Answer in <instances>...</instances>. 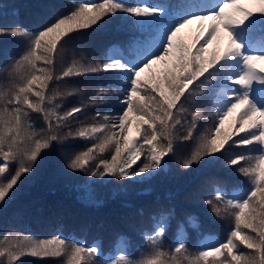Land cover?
Masks as SVG:
<instances>
[{
  "label": "snow or ice",
  "instance_id": "1",
  "mask_svg": "<svg viewBox=\"0 0 264 264\" xmlns=\"http://www.w3.org/2000/svg\"><path fill=\"white\" fill-rule=\"evenodd\" d=\"M182 3L177 8L148 0L79 3L34 32L19 25L9 30L0 28V35L8 32L30 41L28 49L12 64V86L0 92V208L14 198L22 176L34 172L43 151L68 137L98 141L67 163L71 170L87 171L90 162L98 160L91 177L140 181L168 171L165 157L176 152L173 130L181 123L185 103L190 98L200 103L210 98L215 107L211 115L217 122L197 139L182 167L199 164L206 156L208 163H216L217 154L241 150L227 164L239 166L249 186L233 192L214 187L213 198L204 200L217 217H232L234 226L227 238L202 244L197 253H189L181 233L170 245L171 251H161L169 238L168 220L162 216L148 234L149 255L134 261L121 252L105 264H264V0ZM112 18L119 19L121 29L140 33L139 38L133 35L131 39L130 56L113 48L103 61L73 63L55 74V62L65 43L74 35H82L83 30L108 25ZM192 24L197 30L187 42L180 34ZM37 61L45 67H38ZM156 65L165 66L159 74L153 71ZM98 73L118 78L120 95L115 114L96 112L97 123L58 135L61 125L76 119L83 108L72 107L61 115L60 104H53L61 93L45 95L49 82ZM145 73L149 75L145 77ZM198 89L204 96L194 95ZM106 95L103 88L96 93L101 103ZM29 109L43 115L47 129L37 132L27 123ZM133 118L136 135L130 137ZM198 119L206 120L207 116L203 111H193L191 127L182 140L192 138ZM226 121H230L227 128ZM109 149L110 159L99 155ZM11 162L16 163L14 171ZM237 241L250 251H241ZM25 255L67 257L65 264H89L93 257L102 256V249L60 235L51 239L25 235L12 240L5 236L0 241V264H13Z\"/></svg>",
  "mask_w": 264,
  "mask_h": 264
},
{
  "label": "trees",
  "instance_id": "2",
  "mask_svg": "<svg viewBox=\"0 0 264 264\" xmlns=\"http://www.w3.org/2000/svg\"><path fill=\"white\" fill-rule=\"evenodd\" d=\"M89 2L101 3L102 0H0V28L9 30L19 25L34 32L52 17L66 13L79 3ZM124 2L135 3L136 0ZM148 2H162L173 8L183 6L182 0ZM119 24L118 18H112L106 26L86 29L82 35H74L57 56L55 74L59 75L73 63L103 61L113 48H119L124 55L130 56L133 51L131 39L133 35L139 38L140 33L121 29ZM196 30L197 25L192 24L180 35L190 42ZM29 43L27 37H14L8 32L0 35V92H7L12 86V64L28 49ZM37 65L45 67L39 61ZM164 67L156 65L153 71L159 74ZM37 75L41 73L37 72ZM143 75L146 77L149 74ZM118 84V78L107 73L50 81L49 87L44 90L45 95L61 93L53 101V104H60L58 111L61 115L72 107L83 108L81 113L76 114V119L61 125L58 135L66 136L69 131L75 133L81 127L97 123L99 118H95L96 112L115 114L120 95ZM101 88L107 91L104 103L99 102L96 96ZM69 92L70 95L67 94ZM194 95L201 97L204 93L198 89ZM30 98L37 99L34 96ZM94 100L97 102L93 103ZM0 107H3L2 102ZM184 107L186 111L179 116L181 123L173 130L176 152L165 157L169 170L152 179L136 181L114 176L103 179L91 177L90 172L98 160L91 161L87 171L71 170L67 168L69 159L87 151L98 141L68 137L54 142L51 149L43 151V158L34 172L22 176L14 198L0 208V241L5 236L12 240L25 235L33 239H51L60 235L88 245H99L102 256L93 257L89 264H105V261L114 259L121 252L128 253L134 261H140L151 253L147 237L162 216L168 220L166 227L169 238L164 241L161 251H171L170 245L181 233L186 238L189 253H197L198 246L202 244L225 240L234 226L232 217H217L204 200L213 198L214 187L233 192L249 186L248 178L238 171L239 166L227 164L241 150L233 148L223 156L217 154L219 159L216 163H208L209 157L206 156L201 163L183 168L182 164L190 158L197 139L217 122L211 115L215 107L210 98L204 103L193 102L190 98ZM195 110L203 111L207 119H198L192 138L184 141L181 137L187 135ZM28 112L27 123L32 128L37 132L47 129V122L41 113L30 109ZM99 122H103L102 119ZM229 122L226 121L225 128ZM131 127L135 136L134 118ZM111 151L109 149L99 155L110 159ZM11 167L14 171L16 163L11 162ZM239 249L246 253L250 251L243 245H239ZM66 259L25 255L13 264H65ZM209 259L211 261L212 258Z\"/></svg>",
  "mask_w": 264,
  "mask_h": 264
},
{
  "label": "rangeland",
  "instance_id": "3",
  "mask_svg": "<svg viewBox=\"0 0 264 264\" xmlns=\"http://www.w3.org/2000/svg\"><path fill=\"white\" fill-rule=\"evenodd\" d=\"M130 132H129V136L131 137V136H134V131H133V128L131 127V125H130Z\"/></svg>",
  "mask_w": 264,
  "mask_h": 264
}]
</instances>
